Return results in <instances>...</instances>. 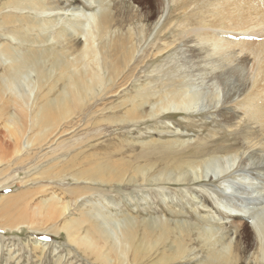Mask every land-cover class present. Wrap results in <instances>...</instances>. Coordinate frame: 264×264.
I'll return each instance as SVG.
<instances>
[{
  "label": "bare ground",
  "instance_id": "bare-ground-1",
  "mask_svg": "<svg viewBox=\"0 0 264 264\" xmlns=\"http://www.w3.org/2000/svg\"><path fill=\"white\" fill-rule=\"evenodd\" d=\"M132 1L139 9L122 10L121 0H88L91 10L75 0H0V66L8 68L0 75V119L12 126L15 152L40 146L48 136L67 132L81 121L96 125L98 116L105 115V101L117 92L129 95L109 120L123 126L174 113L212 111L237 131L238 147L232 145L221 154L209 151L192 161L172 159L161 166L156 161L141 166L128 159L120 171L103 161L90 162L70 178L112 190L135 186L139 179L163 184L228 179L222 190L211 194L219 209L234 218L232 233L216 229L223 222L213 213L203 217L215 227L180 218L184 211L179 208L168 209L175 214L172 218L141 215L148 209L138 203L109 226L102 225L108 215L91 203L79 220L58 226L84 254L107 264H177L187 259L195 264H264V0ZM168 4L167 15L158 22ZM168 35L173 42L181 37L187 46L188 56L186 50L180 52V64H173L180 77L135 84L139 69L146 71L148 62L169 51L173 42L166 41ZM142 40H148V48L139 54ZM25 124L34 132L29 138L17 133V126ZM86 141L75 146L81 149ZM233 171L240 173L232 178ZM6 197L0 196V202ZM18 200L5 201L4 207ZM58 201L55 196L41 201L46 219L68 215L75 204ZM97 208L98 213L93 212ZM241 234L246 248L238 242ZM167 248L169 255L153 258ZM246 249H252L247 257ZM201 252L203 260L197 257Z\"/></svg>",
  "mask_w": 264,
  "mask_h": 264
},
{
  "label": "rangeland",
  "instance_id": "rangeland-1",
  "mask_svg": "<svg viewBox=\"0 0 264 264\" xmlns=\"http://www.w3.org/2000/svg\"><path fill=\"white\" fill-rule=\"evenodd\" d=\"M76 1L83 4L87 10H91L86 5L88 0H75V3ZM121 1L126 2V5L121 4L122 10L132 8L135 11L139 9L137 3L132 0ZM198 3L200 4L201 1ZM169 6L170 4L163 8L162 14L157 19L158 22L167 15ZM134 11L130 13H134ZM154 19L156 20V18ZM154 19L150 20V29L156 23ZM146 24L149 23L146 22ZM133 25L137 26L138 24L135 22ZM167 38L166 41L169 43L174 41V38L169 35ZM180 38L173 42L169 51L163 56L155 59L154 62L153 60L148 62L149 66L148 69H145L146 71L139 69L135 76V84L144 81L159 84L163 79L177 80L180 77V71L173 68L174 63L180 64V52L183 53L187 49ZM147 48L148 40L138 43L139 54ZM186 51L184 55L188 56L189 53ZM6 69L8 68L0 66V75H6ZM178 69H181V65L178 66ZM174 70L175 72H173ZM115 94L105 101L103 106L105 115L98 116L100 119L96 125L81 121L67 132L55 136L50 135L52 138L48 136L46 142L44 141L40 146H25L19 154L15 152L16 144L12 138V126L6 124L4 119H0L1 161L3 159L0 164V196H8L0 202V226L6 225V228L0 227V264H107L101 259L84 254L81 247L69 241L66 231L62 229L63 226H58L59 223L64 225L74 221L73 218L79 220L81 213H86L89 210V203L98 205L100 213L108 215L106 219H102V225L107 226L116 223V218L124 212H130L132 204L138 203L145 204L148 209L145 213L142 211L141 215L164 214L166 217L172 218L175 214L167 213L168 209L177 210L179 208L184 211L180 218L195 219L202 225L215 227L216 224H212L215 222L203 217L208 212L213 213L223 222V224L216 225V229L219 228L223 232L229 231L230 233L236 230L235 226L231 225L234 218L230 217V213H226L222 208L219 209L217 201L211 194L212 191L216 193L222 190L228 179L206 180L195 184L148 183L139 179L137 183L130 182L137 184L135 186H120L122 187L120 190L114 186L112 190L111 186L96 184L92 186L87 182L79 183L70 178V175L78 172L81 168L84 169L90 162L93 164L103 161L110 166V169L116 168L120 171L125 168L128 159L141 164V166L149 161H156V166H161L165 161L172 159L178 160L184 157L192 161L204 158V155L209 151L221 154L229 151L232 145L238 147L237 131L224 125L222 117L218 118L212 111H205L203 114L195 111L183 115L174 113L147 123L142 122L131 126L111 123L109 115L115 113L129 95L118 94V92ZM22 132L26 138L34 134L29 124H25L23 127L17 126V133ZM184 139L186 143L182 144ZM77 141L79 143L86 141L83 144V147L87 146L86 150L83 147L82 150L76 147ZM89 144L92 146L89 147ZM80 150L83 152L77 156L76 153ZM50 170L53 172L51 171L49 175ZM60 172L63 175L58 176ZM239 173L233 171L231 177L235 178V174ZM51 176L55 177L49 180ZM243 176L248 177L247 174ZM245 181L247 182L248 179L246 178ZM88 187H95L96 190H88ZM80 195L81 197L78 198ZM130 195H133L135 199L131 200ZM52 196L57 197L60 204L75 203L68 215L56 219L44 217L41 201L48 200ZM194 196L201 203L196 201ZM17 197L19 198L17 203L4 207L5 201L14 200ZM202 203H205L207 207H202ZM93 212L98 213V208ZM21 219H24V222L15 226L14 222ZM249 224L250 222L247 223L248 226ZM7 226L18 227L19 230L8 229ZM71 235H75V233L71 231ZM231 236L235 240V236ZM243 236L241 234L237 239H239L240 246L246 248L244 240L241 239ZM77 242L80 243V241ZM171 243L174 244V240H171ZM251 250L246 249V257L250 255ZM162 251L160 249L158 256L153 258L170 253L168 248L164 252ZM203 255L204 253L201 252L197 254V257L203 260ZM186 261L177 264H195L189 259Z\"/></svg>",
  "mask_w": 264,
  "mask_h": 264
}]
</instances>
